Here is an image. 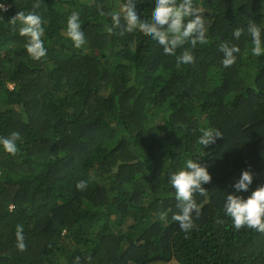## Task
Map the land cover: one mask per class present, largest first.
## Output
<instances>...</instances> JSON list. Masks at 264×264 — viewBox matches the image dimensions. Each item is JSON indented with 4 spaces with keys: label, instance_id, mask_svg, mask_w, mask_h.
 Instances as JSON below:
<instances>
[{
    "label": "trees",
    "instance_id": "trees-1",
    "mask_svg": "<svg viewBox=\"0 0 264 264\" xmlns=\"http://www.w3.org/2000/svg\"><path fill=\"white\" fill-rule=\"evenodd\" d=\"M125 0H0V264H264V233L236 229L224 212L241 173L264 185V56L251 54L262 0H193L207 42L166 55L139 29L123 30ZM155 0H138L151 19ZM42 19L35 60L18 12ZM78 12L85 43L62 31ZM121 13V25L111 14ZM243 29L236 39L232 33ZM240 48L225 68L220 44ZM189 50L194 60L177 64ZM223 137L206 148L200 129ZM211 181L184 231L171 172L195 159ZM87 186L77 189L78 181Z\"/></svg>",
    "mask_w": 264,
    "mask_h": 264
},
{
    "label": "clouds",
    "instance_id": "clouds-1",
    "mask_svg": "<svg viewBox=\"0 0 264 264\" xmlns=\"http://www.w3.org/2000/svg\"><path fill=\"white\" fill-rule=\"evenodd\" d=\"M137 3L138 0H125L121 10L124 20L123 30L131 32L139 29L161 45L166 55L175 54L176 50L186 43L195 47L198 43L207 42L206 18L201 14V9L194 5L193 0H155L151 19H142L137 10ZM111 18L114 25H121V13H113ZM12 20L14 23L19 21V35L26 37L27 54L35 60L43 58L47 49L42 39L44 28L40 15L34 11L18 12ZM242 32L243 29L237 28L232 35L239 39ZM247 32L251 37V54L256 57L264 56V28L255 22H250ZM62 35L70 39L77 48L85 43V34L78 12H73L67 18L66 28L62 31ZM219 50L223 54L222 64L225 68L236 62L237 54L241 51L237 45H230L228 42L220 44ZM193 60L192 53L185 49L178 56L177 64H188ZM199 131L197 142L204 148L214 144L217 138L223 137L217 128L205 127ZM19 138V132L0 136V146L6 152L15 154L18 151ZM211 179L208 168L199 162L198 157L186 159L182 168L170 173L169 183L175 190L179 209L174 219L179 222L182 230L188 231L193 227L192 213L194 211L197 215L199 214V205L193 198V194L195 192L204 194L207 190L203 185L209 183ZM253 180L252 172L245 170L241 173L239 179L233 184L235 191L226 196L224 212L232 219L236 229L246 226L264 233V185L252 191L247 198L237 194L247 192ZM76 186L77 189L82 190L87 186V181H78Z\"/></svg>",
    "mask_w": 264,
    "mask_h": 264
}]
</instances>
